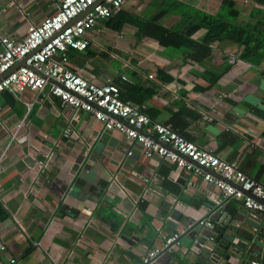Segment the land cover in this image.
I'll return each instance as SVG.
<instances>
[{
	"label": "crops",
	"instance_id": "0c3cea01",
	"mask_svg": "<svg viewBox=\"0 0 264 264\" xmlns=\"http://www.w3.org/2000/svg\"><path fill=\"white\" fill-rule=\"evenodd\" d=\"M163 1L126 0L121 8L168 28L180 9L168 13ZM176 1L182 9L204 11L199 0ZM59 2L0 0V35L23 38L28 25L53 15ZM247 3L242 12L249 21ZM135 34L130 25L117 33L99 21L89 34L92 46L74 51L69 63L100 85L121 76L155 87L143 107L162 124L179 112L185 92L181 102L200 115L183 117L185 138L264 181V68L231 54L234 43H214L209 60L194 62L169 40H137ZM204 34L200 29L192 39L201 42ZM221 72L209 87V73ZM221 198L201 175L156 156L144 158L137 143L104 131L92 116L63 107L46 91L0 96V264H143L155 249L160 254L153 264H197L185 259L190 225L246 212L240 201ZM259 228L257 236L258 230L242 226L263 244L264 264V220ZM176 233L179 245L163 249Z\"/></svg>",
	"mask_w": 264,
	"mask_h": 264
},
{
	"label": "built area",
	"instance_id": "2783aa9c",
	"mask_svg": "<svg viewBox=\"0 0 264 264\" xmlns=\"http://www.w3.org/2000/svg\"><path fill=\"white\" fill-rule=\"evenodd\" d=\"M125 2L60 0L57 11L38 25H28L23 38L0 35V96L46 91L63 107L92 116L104 131L117 132L129 143H137L144 158L156 156L187 174L201 175L206 183L221 191V203L240 201L247 212L264 218V181L249 177L235 163L221 160L169 126L151 121L131 102L124 101L110 80L100 85L72 69L66 52L85 51L92 46L90 32ZM128 156L132 153L128 152ZM38 165L42 166L41 162ZM198 224L211 223L200 220ZM178 240L179 234L170 236L163 249L178 246ZM159 254L158 249L149 251L143 264H153Z\"/></svg>",
	"mask_w": 264,
	"mask_h": 264
},
{
	"label": "trees",
	"instance_id": "16d2710c",
	"mask_svg": "<svg viewBox=\"0 0 264 264\" xmlns=\"http://www.w3.org/2000/svg\"><path fill=\"white\" fill-rule=\"evenodd\" d=\"M158 1L156 0V2ZM249 1L251 7L250 20L246 24L237 22L241 11L234 0H222L214 13H207L186 6L182 9V3L175 2V0H165L163 2L168 6V13H171L172 8L180 9L177 12L179 20L168 28L164 27L159 20H155V17L139 16L122 8L115 11L111 18L102 20V22L105 27L117 33L122 31L124 25L134 27L137 40L145 37L155 41L169 40L179 47V53L185 60L188 59L194 62L209 60L213 52L211 46L214 43H234L242 47L239 58L247 62L251 60L250 58L254 53H261L264 57V0ZM200 29H204L205 34L201 42L194 41L192 36ZM74 53V50L69 49L66 52L68 59ZM229 67L230 64L227 63L224 72L228 71ZM224 72L209 73L211 76L208 82L209 87L215 85ZM110 83L119 90L124 101L131 102L142 113L146 114L151 121H154L152 120L153 114L146 110L143 104L157 92L155 87L148 89L137 82H126L121 76L110 80ZM181 97L182 100H179L178 103L179 112L173 114L168 124L173 131L185 138L181 132L183 117L199 118L200 115L186 109L185 102H181L183 98H186L185 92L181 93Z\"/></svg>",
	"mask_w": 264,
	"mask_h": 264
},
{
	"label": "water",
	"instance_id": "95a60500",
	"mask_svg": "<svg viewBox=\"0 0 264 264\" xmlns=\"http://www.w3.org/2000/svg\"><path fill=\"white\" fill-rule=\"evenodd\" d=\"M219 213L220 210H217L215 214ZM225 215L222 214L218 220L211 218V224L204 228L198 223L190 225L184 241L185 247L189 249L185 259L197 261V264H261L259 250L263 244L256 238L263 231L259 225L264 218L252 211H240L233 220L231 217L225 218ZM242 226L258 230L257 236L245 234Z\"/></svg>",
	"mask_w": 264,
	"mask_h": 264
},
{
	"label": "rangeland",
	"instance_id": "374dc122",
	"mask_svg": "<svg viewBox=\"0 0 264 264\" xmlns=\"http://www.w3.org/2000/svg\"><path fill=\"white\" fill-rule=\"evenodd\" d=\"M221 1L222 0H199L196 5L198 8H203V10L206 12L214 13L218 9ZM234 1L238 4V7L241 11V15L239 16V23L246 24L248 22V15L247 16L245 15L246 11L242 12V7L248 6L247 0H234ZM226 43H228L229 47L231 46V44H229L230 42H226ZM241 51H242V47L238 46L236 47V49L230 51V53L240 54ZM262 58L263 55L261 53H257V54L254 53V55L250 59L253 63L255 62L257 66H261V68H264V63L262 64ZM231 61L233 63V60Z\"/></svg>",
	"mask_w": 264,
	"mask_h": 264
}]
</instances>
